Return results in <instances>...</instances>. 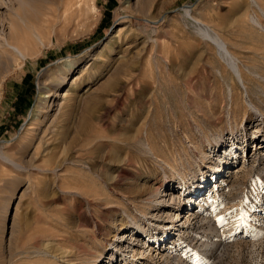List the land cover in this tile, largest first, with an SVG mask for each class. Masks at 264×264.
Listing matches in <instances>:
<instances>
[{"label": "rangeland", "instance_id": "1", "mask_svg": "<svg viewBox=\"0 0 264 264\" xmlns=\"http://www.w3.org/2000/svg\"><path fill=\"white\" fill-rule=\"evenodd\" d=\"M89 1L0 69L2 264H264V0Z\"/></svg>", "mask_w": 264, "mask_h": 264}, {"label": "bare ground", "instance_id": "2", "mask_svg": "<svg viewBox=\"0 0 264 264\" xmlns=\"http://www.w3.org/2000/svg\"><path fill=\"white\" fill-rule=\"evenodd\" d=\"M253 1H255V3H260V2H258V0H252V2ZM20 3H22V5H20V6H23L22 7L23 10L19 6L21 8V11H20L21 13L20 12H18V13L20 14L19 17H21L22 20L19 21L18 19H20V18H18L17 16H16L17 19H15L16 17L15 18L12 17L13 20L9 21V22H11L10 23L11 25L9 24L10 30L8 31V34L6 36L1 35V37H0V69L5 68V66L7 67L11 63L12 58L14 59V57H16V58L17 57H23L24 58V57H27L26 55L27 54L29 55L30 52H32V54L34 55L33 52H36L38 50L37 48L40 46V44H37V40L40 39L42 41V36L46 35V33H49V34L51 33V35H52V33H54V34L59 33L60 31L59 32L57 31V30H59V29H57V27L59 28V25H61V24L64 25L65 23H66V25H68L67 22L71 19L73 21H74V19H77V21L90 19L94 15L93 13L95 11H97L96 10L97 7L94 4V2H90L89 0H23ZM260 8L264 9V7H262V6ZM262 13H264V12H262ZM12 18H10V19H12ZM75 21H74V23H75ZM77 21H76V23H78ZM248 22H251L250 24H253V27L256 26L259 30L264 29V25L262 24V21H260L258 17H255L254 14L252 16L251 15L249 16ZM79 24H81V23L79 22ZM66 25H65V27H66ZM69 25H70V23H69ZM202 26H203V28H202L203 32L202 31L201 32L206 37H208L209 40H211L214 45L217 46V48L220 50V54H222L224 56V58L227 59V61L231 65V67L234 69V71H235L234 73H236L237 79H239V81L242 84H244L246 78L244 77V74H242L243 72H241V70L238 66V63H237L238 61L235 58V55H233V52L230 51L231 48L229 49L230 45L228 46V43H227L228 41L226 42L225 38L219 33L220 30L217 31L216 29L211 28V26H208L205 24H203ZM61 27H62V25H61ZM66 28H68V27H66ZM1 40H2V43H1ZM41 41H40V43H41ZM47 42L48 41H46V43ZM42 43H45V42H42ZM67 66H69V65L66 63L65 66H63V67L61 66L60 68H61V70H63L64 67H67ZM259 72L256 73L254 71V72H251V74L253 73L255 75L254 79L256 78V79H259V81L260 80L264 81V72H261V71H259ZM259 84H260V82H259ZM74 142H75V140H74ZM69 143H73V142L69 141ZM72 145H74V144H72ZM75 146H76V144H75ZM70 147L72 148L71 145H70ZM237 148H238L237 144L232 145L231 155H234L238 152ZM80 149L78 148V150H80ZM87 149H88V147H87ZM84 151H87V150L85 149ZM94 151H95L94 153H96V150H94ZM90 154H91V152H90ZM86 156H88V155H86ZM90 157H92V156H90ZM77 158H79V157H77ZM80 158H81V156H80ZM81 159H83V157ZM223 171H224V169L220 167L219 172H223ZM250 171L261 173L264 170L263 169H256L255 167L251 166ZM219 178H221V177H219ZM211 183L212 182H208V179H205L201 185H199L197 187H192L188 190V192L190 193L189 196L192 199V203L189 205L191 208L189 209L188 212H190L192 207H193V209L196 208L198 210L203 209L205 207L206 200H204V198H202V197L204 196V193L208 189V184H211ZM232 188H234V187H232ZM227 189H228V187H227ZM198 199H201V200L198 201ZM196 214L198 217V213H196ZM190 215H192V214H190ZM193 218H195V217H193ZM120 230L122 231L123 227L120 228ZM172 236L173 235L170 236V232H168L167 239L171 238ZM220 236H222L221 233H220ZM218 238H221V237H219V233H218ZM151 240L152 239L149 238L148 240H146L145 243H149ZM155 240H156L155 242L157 244H160V245L165 244V246H168V247H171V244L174 242V241L169 240V242L166 243L167 241L164 238H158ZM217 240H215V241H217ZM217 244H218V242H217ZM169 250H170V248H169ZM0 264H2L1 260H0Z\"/></svg>", "mask_w": 264, "mask_h": 264}]
</instances>
